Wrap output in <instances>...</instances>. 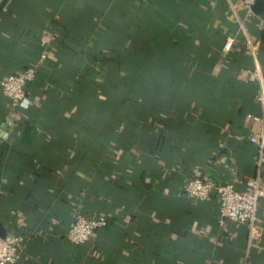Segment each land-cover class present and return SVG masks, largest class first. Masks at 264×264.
<instances>
[{
    "label": "crops",
    "instance_id": "0c3cea01",
    "mask_svg": "<svg viewBox=\"0 0 264 264\" xmlns=\"http://www.w3.org/2000/svg\"><path fill=\"white\" fill-rule=\"evenodd\" d=\"M260 15L243 0L4 1L0 222L29 234L15 264H264V237L249 248L247 226L221 220L216 189L205 206L185 190L196 175L243 188L259 173L251 136L264 126L247 112H261L248 78L255 52L264 68ZM32 64V105L11 118L1 81ZM129 72L145 87L123 112L107 82ZM170 82L184 101L157 103L154 87L167 95ZM79 211L107 217L84 243L66 236ZM258 214L264 230V199Z\"/></svg>",
    "mask_w": 264,
    "mask_h": 264
},
{
    "label": "built area",
    "instance_id": "2783aa9c",
    "mask_svg": "<svg viewBox=\"0 0 264 264\" xmlns=\"http://www.w3.org/2000/svg\"><path fill=\"white\" fill-rule=\"evenodd\" d=\"M258 0H243V9L250 16L258 15L254 6ZM261 26L264 29V15H260ZM235 36H228L224 42V50H233ZM255 52V63L248 68V78L259 86L256 99L261 107L260 113L249 112L248 116L264 126V68ZM37 76V65H28L19 72L11 73L1 81L3 93L9 98L12 107L11 118L17 116L19 110L32 105V98L28 94L27 84ZM251 139L259 144L258 168L259 173L247 179L245 186L239 188L235 182H214L196 175L186 184L185 190L195 199L208 201L216 189L219 199V210L223 222L232 220L244 224L249 231V248L254 242L264 237V230L258 223V213L262 199H264V136L252 135ZM170 192V188L165 189ZM105 215L88 216L83 212H75L74 220L67 231V238L75 243H84L96 236L98 230L106 225ZM29 238L28 233L7 231L6 236L0 235V264H15L20 257L21 248Z\"/></svg>",
    "mask_w": 264,
    "mask_h": 264
},
{
    "label": "trees",
    "instance_id": "16d2710c",
    "mask_svg": "<svg viewBox=\"0 0 264 264\" xmlns=\"http://www.w3.org/2000/svg\"><path fill=\"white\" fill-rule=\"evenodd\" d=\"M192 37H193V35L188 33V35H186L185 37L177 38V42H176L175 47H174V49L176 50L175 54H177V52L179 53V50L184 47L183 45H190L191 44L190 40L192 39ZM191 49H192V47H191ZM123 65H124V63H123ZM34 80H32V81H34ZM107 84L111 85L113 87H116V93H117L115 95V97L117 98L116 102L120 103V106L122 107L123 112H128L126 110L127 109L130 110L133 107L134 96H136V94H138V91L140 88L145 87V84L143 83V73H141V72H139V74H136L135 76L132 75L131 72H129L127 74L126 78H116L112 82L108 81ZM229 85L235 90H240V85L238 84V81L233 77V75H231ZM182 86L183 85H181V87ZM167 91H168V93L166 95L164 86L163 85H159V86L156 85L154 87V92H155V97H156L155 101L159 104L162 103V105H164L163 102H165L164 101L165 98L167 96H170V95L173 97L172 98L173 102H176L177 98H179L180 100H183V96L181 95V97H180V95H179V93L181 94V91H182V88L180 89L179 84L174 83V82H170L168 84ZM143 94H144L143 98H146V97H148L149 92L147 93L146 90H144ZM27 109H29V108H27ZM249 112H253V111H248L247 113H249ZM254 113H258V112H254ZM33 135H34V129L31 125H28L26 132H25V139L28 141L31 139V137ZM101 135H104L106 137H110L111 132L104 130V132H102ZM202 203H203V206H205L207 201H204Z\"/></svg>",
    "mask_w": 264,
    "mask_h": 264
},
{
    "label": "water",
    "instance_id": "95a60500",
    "mask_svg": "<svg viewBox=\"0 0 264 264\" xmlns=\"http://www.w3.org/2000/svg\"><path fill=\"white\" fill-rule=\"evenodd\" d=\"M4 1L5 0H0V6L4 3ZM254 8H255V10L258 13L263 12V10H264V0H258L257 3L255 4ZM6 234H7L6 226L2 222H0V235L6 236Z\"/></svg>",
    "mask_w": 264,
    "mask_h": 264
}]
</instances>
